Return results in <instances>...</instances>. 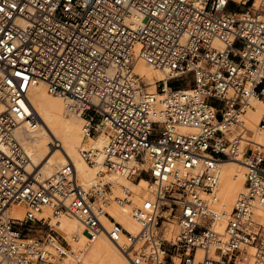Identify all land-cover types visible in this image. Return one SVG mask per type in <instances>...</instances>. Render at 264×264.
I'll return each mask as SVG.
<instances>
[{"label": "built area", "instance_id": "1", "mask_svg": "<svg viewBox=\"0 0 264 264\" xmlns=\"http://www.w3.org/2000/svg\"><path fill=\"white\" fill-rule=\"evenodd\" d=\"M254 1L0 0V255L6 264H52L67 255V242L38 216L44 208L78 218L90 242L107 236L132 264H174L175 254L181 264H237L245 261L246 246L263 247L252 215L264 210V145L246 137L251 131L242 119L251 98L264 101V6L256 9ZM234 3L243 10L230 11ZM141 61L165 71L155 91L135 71ZM185 76L190 85H176ZM40 82L75 101L70 107L86 119V140L107 137L101 150L81 151L89 165L101 155L107 171L144 178L154 188L133 213L144 223L139 236L107 212L112 182L83 186L73 162L36 179L16 131L34 119L29 94ZM258 126L264 129V114ZM239 157L247 159L246 190L220 233L221 215L213 208L219 164ZM132 194L125 189L115 201L128 204ZM18 204L25 209L21 220L11 212ZM103 217L116 226L109 230ZM171 219L179 226L176 243L164 238ZM44 225L45 237H26ZM123 234L129 244H121ZM199 249L204 256L196 262Z\"/></svg>", "mask_w": 264, "mask_h": 264}, {"label": "bare ground", "instance_id": "2", "mask_svg": "<svg viewBox=\"0 0 264 264\" xmlns=\"http://www.w3.org/2000/svg\"><path fill=\"white\" fill-rule=\"evenodd\" d=\"M234 1L241 2L243 0ZM263 6L264 0L254 1V8L259 9ZM135 71L146 79L147 85H151L149 86L150 91H155L156 83L165 79L163 69L155 68L143 61L139 62ZM29 101L32 109H27V112L28 115L33 114L34 119L25 121L16 131V135L31 157L36 179L43 182L56 175L68 162H73L79 182L83 186L98 184L100 181L112 182L111 201L106 210L116 223L121 224L134 236H139L144 223L137 221L133 213L145 199L152 198L154 188L151 187L150 182L142 178L138 181L139 183H135L133 179L125 175L107 171L102 165L103 158L101 155L94 166L89 165L83 159L81 154L83 148L101 150L107 142V137L102 134L96 139L86 140L84 138L83 126L86 119L81 113L70 107L75 104L72 98L52 94L48 91L47 85L40 82L31 90ZM2 110L3 107L0 105V112ZM263 114L264 101L255 97L249 100L242 119L245 121L247 129L251 131L246 137L253 142L264 145V129H260L258 126ZM246 164L247 159L244 157L224 160L219 164L220 179L216 191L219 202L215 203L213 208L221 215L216 227L220 233H223L228 215L234 209L241 194L246 190ZM125 189L133 193L131 202L119 205L115 201V197L121 196ZM11 212L14 218L21 220L24 217L25 209L18 204L12 207ZM38 216L46 218L47 222L49 221L55 231L69 244L67 255L52 264H75L78 259L82 260V264H132L130 258L107 236H99L90 242L84 233L83 223L75 216L66 213L55 216L49 208H44ZM103 221L109 230L116 226L115 222L108 217H103ZM252 221L256 227L264 230V210L255 208ZM164 226V238L176 243L179 235V226L176 220L171 219ZM120 242L122 245L129 244L125 234H123ZM143 243L144 240L141 238L135 246V250L140 251ZM48 248L50 249V247ZM245 249L246 253L243 254L245 261L238 260L237 264H254V260L264 264V243L263 247L249 245ZM141 252L147 253L148 249ZM131 255L134 256V252ZM175 255L173 256L174 264H180L182 257L178 258ZM203 256L204 251L199 249L196 262L201 261ZM0 264H6L1 255Z\"/></svg>", "mask_w": 264, "mask_h": 264}, {"label": "rangeland", "instance_id": "3", "mask_svg": "<svg viewBox=\"0 0 264 264\" xmlns=\"http://www.w3.org/2000/svg\"><path fill=\"white\" fill-rule=\"evenodd\" d=\"M238 7H239V5L237 3H234V5H231L229 9H230V11H233V12H239V11L243 10V8L241 9V8H238ZM191 81H192V77L185 76L183 79L178 80L175 83H176V85H179L180 87H183V86H189ZM211 103H212L213 106H215L217 108H223L224 107V104L222 102L217 101V100H212ZM135 183H139V182L135 181ZM48 223H49V221H48ZM53 229L55 230L54 227H53ZM48 231H49V227L47 225H44L42 227H38L35 230L33 229L32 231L25 232L26 233L25 235H26L27 238H36V239H38V238L45 237V235H46V233H48ZM60 238L65 240L61 236H60ZM261 242L264 243V230H261V236L259 238L258 246H261ZM138 249H139V247H138ZM254 252L256 253L257 251H254ZM175 256H178V258H181V256H179V255H175ZM255 259H257V257H255ZM254 264H261V262H257V260H254Z\"/></svg>", "mask_w": 264, "mask_h": 264}]
</instances>
